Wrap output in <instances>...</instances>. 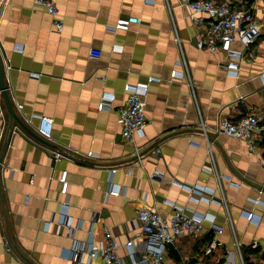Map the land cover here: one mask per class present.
<instances>
[{"label":"crops","instance_id":"obj_1","mask_svg":"<svg viewBox=\"0 0 264 264\" xmlns=\"http://www.w3.org/2000/svg\"><path fill=\"white\" fill-rule=\"evenodd\" d=\"M243 1L259 33L252 57L232 42L243 52L234 75L224 51L196 47L198 28L182 0H55L57 16L33 0H0V58L24 124L8 127L4 106L0 264H101L71 248L98 245L104 227L123 263L140 264L149 246L142 207L166 217L175 207L205 214L200 233L166 245L167 264H264V131L251 150L218 130L222 119L246 113L264 126V0ZM129 15L140 21L112 28ZM201 16L205 28L210 18ZM127 83H147V123L129 138L117 112ZM39 115L51 118L48 139L37 133ZM112 184L119 193H108Z\"/></svg>","mask_w":264,"mask_h":264},{"label":"built area","instance_id":"obj_2","mask_svg":"<svg viewBox=\"0 0 264 264\" xmlns=\"http://www.w3.org/2000/svg\"><path fill=\"white\" fill-rule=\"evenodd\" d=\"M35 4L40 5L46 12L57 16L58 7L55 0H33ZM189 9V17L193 24L198 28L195 38L197 48L216 51H224L227 56L225 66L227 70L237 75L239 61L243 56L242 51H236L232 48V42L240 40L246 47L250 57L254 51L249 48L251 42L259 33L258 25L250 5H246L243 0H182ZM206 13L210 22L207 27L202 28L203 20L201 14ZM139 17L121 16L112 25L114 29H127L131 23H138ZM57 30H61L63 25L61 20L54 22ZM95 54V53H94ZM177 71H171L174 76ZM147 83L140 85H131L127 83L124 86L126 98L123 105L118 107V122L122 136L129 138L136 132L142 131L147 123V117L144 111V96ZM108 95L104 94L100 105ZM4 114V103L0 95V116ZM261 115L255 113H246L235 119H222L219 122L218 130L230 136L245 140L248 147L252 150L254 146L253 136L255 132L264 131V126L260 123ZM51 118L39 115L36 126L37 133L48 139L51 133ZM158 150V148H156ZM54 156H62L61 153L54 151ZM86 155L91 156L88 151ZM264 167V161H262ZM67 170L62 169L59 174L60 192L66 193L68 180ZM195 188V187H194ZM108 193H119V187L112 184L108 188ZM64 204V203H62ZM65 205V204H64ZM252 212L246 213V217L251 219ZM137 219L141 230L148 237L149 246L147 255L140 259V264H167L164 261L165 247L181 235L198 234L203 230V220L205 214L187 212L183 207H175L170 216L166 217L156 209L142 207L137 211ZM65 223L63 220L59 222ZM220 231V229H218ZM212 243H215L213 241ZM132 239H127L126 245L131 246ZM264 244V241H263ZM8 249V243L5 244ZM118 242L112 232L104 227L102 230V239L98 245L91 242L84 248V245L78 241L71 248L72 255L80 258L86 254L88 259L99 256L101 264H124L117 252Z\"/></svg>","mask_w":264,"mask_h":264},{"label":"water","instance_id":"obj_3","mask_svg":"<svg viewBox=\"0 0 264 264\" xmlns=\"http://www.w3.org/2000/svg\"><path fill=\"white\" fill-rule=\"evenodd\" d=\"M0 95L3 100L5 109L8 113V117H9L8 127L11 126V123L13 120L19 123V125H21L22 127H24L22 120L20 119V117L17 115V113L14 110V107H13V104H12V101H11V98H10V95L7 89L1 58H0Z\"/></svg>","mask_w":264,"mask_h":264}]
</instances>
